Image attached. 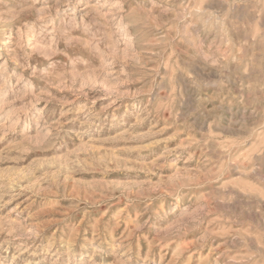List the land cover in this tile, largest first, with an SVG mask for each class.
<instances>
[{
	"label": "rangeland",
	"instance_id": "1",
	"mask_svg": "<svg viewBox=\"0 0 264 264\" xmlns=\"http://www.w3.org/2000/svg\"><path fill=\"white\" fill-rule=\"evenodd\" d=\"M0 264H264V0H0Z\"/></svg>",
	"mask_w": 264,
	"mask_h": 264
}]
</instances>
